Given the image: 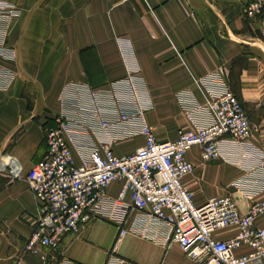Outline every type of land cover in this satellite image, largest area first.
<instances>
[{
  "label": "crops",
  "instance_id": "0c3cea01",
  "mask_svg": "<svg viewBox=\"0 0 264 264\" xmlns=\"http://www.w3.org/2000/svg\"><path fill=\"white\" fill-rule=\"evenodd\" d=\"M247 1L0 0V8L20 12L7 32L13 52L9 59L0 57V65L15 73L11 87L0 93V264H105L108 255L131 264L190 263L164 222L136 214L120 238L116 226L97 220L61 237L54 249L25 250L38 215L25 177L43 158L44 130L54 125L58 95L71 82L99 87L129 75L146 122L167 141L179 129L192 128L188 102L207 104L199 80L215 75L220 88L222 79L250 121L247 145L255 165L247 174L237 171L244 148L222 139L219 159L202 162L198 147L189 150L194 169L182 183L198 206L230 194L238 212L246 214L251 200L231 184L248 172L264 180V29L243 14ZM197 118L207 122L205 114ZM141 143L137 137L112 147L126 154ZM119 186L111 184L108 193L114 196ZM260 198L264 190L254 199ZM255 225L264 227V215ZM236 234L229 227L214 236L228 240Z\"/></svg>",
  "mask_w": 264,
  "mask_h": 264
},
{
  "label": "built area",
  "instance_id": "2783aa9c",
  "mask_svg": "<svg viewBox=\"0 0 264 264\" xmlns=\"http://www.w3.org/2000/svg\"><path fill=\"white\" fill-rule=\"evenodd\" d=\"M19 14L17 8H0L1 58L9 59L13 52L7 32ZM243 14L264 29V0H248ZM14 76L13 70L0 65V93L11 87ZM215 81V75L199 80L207 104L188 102L186 117L192 128L179 129L176 138L167 141L159 140L146 122L129 75L99 87L66 84L58 95L54 125L44 130L43 158L25 177L38 208L25 250L38 254L42 247L54 249L61 237L97 220L116 226L120 238L128 232L127 220L136 214L164 222L189 264H264V227L255 225L264 215V198L254 199L264 190L263 179L248 173L231 184L251 200L245 215L238 212L230 194L194 204L182 183L194 169L186 158L192 147H198L202 162H209L219 159L222 139L242 142L251 135L241 103L222 79L220 88ZM200 114L207 116L205 124L198 123ZM137 137L142 143L132 152H114L112 144ZM113 183L120 186L111 196L108 189ZM229 227L237 228L233 238L214 237ZM105 264L131 263L108 255Z\"/></svg>",
  "mask_w": 264,
  "mask_h": 264
},
{
  "label": "rangeland",
  "instance_id": "374dc122",
  "mask_svg": "<svg viewBox=\"0 0 264 264\" xmlns=\"http://www.w3.org/2000/svg\"><path fill=\"white\" fill-rule=\"evenodd\" d=\"M247 142H248V139H246L245 141H242V142L237 141V144H236L237 146H239L241 148L243 147L244 149H241V151L239 153L240 163L239 164L237 163L235 165V167H236L235 169L241 173L244 171L245 174H247V171H249V169L253 165H255L254 163L256 161L254 152L251 151V148L247 145ZM239 156L236 157V159L234 160L235 163H236L237 158H239ZM261 161H264V159L262 158Z\"/></svg>",
  "mask_w": 264,
  "mask_h": 264
},
{
  "label": "bare ground",
  "instance_id": "6f19581e",
  "mask_svg": "<svg viewBox=\"0 0 264 264\" xmlns=\"http://www.w3.org/2000/svg\"><path fill=\"white\" fill-rule=\"evenodd\" d=\"M130 1V0H129ZM114 150V149H113ZM114 152H115V150H114ZM115 153H117V152H115ZM117 154H119V153H117ZM5 165H6V163H5ZM227 229V228H226ZM223 230V229H222ZM219 231V230H218ZM215 237V236H214ZM181 250V249H180ZM184 254V253H183ZM190 261V260H189Z\"/></svg>",
  "mask_w": 264,
  "mask_h": 264
},
{
  "label": "trees",
  "instance_id": "16d2710c",
  "mask_svg": "<svg viewBox=\"0 0 264 264\" xmlns=\"http://www.w3.org/2000/svg\"><path fill=\"white\" fill-rule=\"evenodd\" d=\"M233 94L236 96V98L238 99V97H237V95L233 92ZM238 101H239V99H238ZM240 102V101H239Z\"/></svg>",
  "mask_w": 264,
  "mask_h": 264
}]
</instances>
